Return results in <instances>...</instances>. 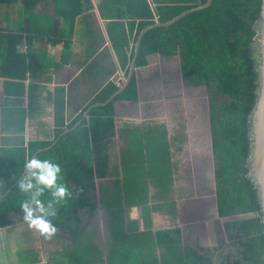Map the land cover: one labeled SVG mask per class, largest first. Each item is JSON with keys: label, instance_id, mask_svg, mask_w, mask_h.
Instances as JSON below:
<instances>
[{"label": "trees", "instance_id": "obj_1", "mask_svg": "<svg viewBox=\"0 0 264 264\" xmlns=\"http://www.w3.org/2000/svg\"><path fill=\"white\" fill-rule=\"evenodd\" d=\"M13 1L17 0H0V4ZM31 2L21 0L25 11L30 9ZM204 3L206 0H190L185 5L158 7V20L168 21ZM260 12L261 0H211L208 7L186 13L170 25L148 29L136 58V68H143L151 56L167 59L179 56L181 79L206 89L220 216L259 213L226 223L230 246L228 253L219 256L221 263H216L214 258L219 249L186 245L182 229L177 225L139 233H129L126 227L128 183L118 178L110 147L114 136V103L139 100L136 74L113 101L93 107L88 118H83L85 111L98 103H106L118 91L114 81L108 83L65 129L55 132L52 140L30 139L26 143L24 137L0 139V250L13 249L9 236L16 220L23 221L19 205L25 198L17 189L16 181L23 174L26 158L38 154L41 159L50 158L61 165L64 181L73 193L66 204L59 206L53 221L58 232L50 239L63 250L55 251L54 259L48 264H264L260 200L255 184L247 176L251 145L248 119L257 98L259 77L255 36ZM152 15L148 7V18L140 22L135 40L143 28L155 22ZM134 46L129 50L130 61ZM22 63L20 69L26 79L30 65L26 61ZM1 69L0 65V76L7 75ZM67 129L72 130L63 134ZM153 148H166L167 154L161 153L159 158L170 159L168 145ZM106 180L108 184L98 182ZM158 182L168 194L169 174L160 177ZM132 189L134 201L139 203V192L133 183ZM48 198L45 193L43 199ZM99 204L105 214V250L95 242L98 227L93 217ZM28 253V264H41L33 249Z\"/></svg>", "mask_w": 264, "mask_h": 264}, {"label": "crops", "instance_id": "obj_2", "mask_svg": "<svg viewBox=\"0 0 264 264\" xmlns=\"http://www.w3.org/2000/svg\"><path fill=\"white\" fill-rule=\"evenodd\" d=\"M31 1L28 11H25L21 0L0 4V65L1 71L7 74L0 76V139L24 137L26 143L30 139H54L55 132L65 129L108 83L115 80L117 74L126 76L132 62L130 45L136 44L137 29L140 22L148 18V7L151 8L152 19L157 21L158 7L185 5L190 0ZM12 49L15 53L10 54ZM157 59L161 56H151L146 67L136 69L139 100L114 103L110 156L118 178L128 183L125 212L129 233L156 232L175 225L181 228L179 199L175 194L176 170L172 161L174 154L182 149L183 134L163 121L165 112L158 106L152 110L157 117L147 118L140 97L141 86L147 80L145 74ZM22 61L30 65L26 79L20 69ZM9 100H12L11 104ZM160 145L169 146L170 159L159 158L161 153L163 156L167 154L166 148H153ZM153 154H157V158H153ZM197 164L198 171L206 163ZM167 174L170 176L168 194L163 189L164 185L158 182ZM132 183L138 189L139 203L134 201ZM210 194L186 199L185 215L195 220L203 204H211L208 200ZM215 195L218 210L217 191ZM172 198L177 206L175 204L173 211L164 212L160 204ZM98 207L104 211L100 204ZM96 224L95 242L105 250V214L104 228L99 226L100 223ZM15 234L11 238L9 236L14 242V253L11 254L21 260L27 259L28 250L33 249L27 243H34L35 238L20 229L19 233L15 229ZM58 249L63 250L51 240L46 251L34 249V254H37L39 263L48 264Z\"/></svg>", "mask_w": 264, "mask_h": 264}, {"label": "rangeland", "instance_id": "obj_3", "mask_svg": "<svg viewBox=\"0 0 264 264\" xmlns=\"http://www.w3.org/2000/svg\"><path fill=\"white\" fill-rule=\"evenodd\" d=\"M147 79L141 86V101L145 108L147 118L154 119L157 113H152L153 107H160L165 112L166 123L170 127L179 129L182 135L181 151L174 154L173 165L175 167V194L179 206V223L184 235V242L196 249L200 247L219 249L214 257L216 263H221V253H228L230 240L226 223L238 218H246L256 215L249 212L229 217H221L218 214L215 194L217 191L216 160L213 149L208 119V96L204 87H194L186 84L180 76V57L167 59L161 57L153 62L145 74ZM153 79H157L153 82ZM151 116V117H149ZM175 131V130H174ZM204 161V167L197 171L199 164ZM186 168L188 170H186ZM108 184L106 181H101ZM211 193L208 199L207 209H203L194 220L185 215L183 207L186 199L193 196H201ZM173 199V200H172ZM166 199L160 204L164 212L173 211L176 201L174 198ZM170 201V202H169ZM177 206V204H176ZM161 210V209H160ZM96 219L99 226H103L104 211L97 208ZM19 233V229L28 236L35 238L34 243H27L35 251H46L49 247V239H45L35 230L30 229L24 221H17L12 225ZM13 236H10V238ZM13 239V238H12ZM11 240V239H10ZM14 243V242H12ZM12 245V244H10ZM9 244H7V247ZM0 264H28L27 259H18L14 250H0Z\"/></svg>", "mask_w": 264, "mask_h": 264}, {"label": "clouds", "instance_id": "obj_4", "mask_svg": "<svg viewBox=\"0 0 264 264\" xmlns=\"http://www.w3.org/2000/svg\"><path fill=\"white\" fill-rule=\"evenodd\" d=\"M23 169L16 181L17 189L25 197L19 205L22 219L30 229L50 239L58 232L53 222L58 216V208L66 204L73 193L64 181L61 165L53 159L31 155L26 158ZM45 193H48V199H43Z\"/></svg>", "mask_w": 264, "mask_h": 264}, {"label": "water", "instance_id": "obj_5", "mask_svg": "<svg viewBox=\"0 0 264 264\" xmlns=\"http://www.w3.org/2000/svg\"><path fill=\"white\" fill-rule=\"evenodd\" d=\"M210 3H211V0H206V3H204L203 5H199L194 8L186 9L185 11L181 12L180 14H178L177 16H175L174 18L168 21L161 22L157 20L153 24H150L146 26L145 28H143L138 35L135 48H134V57L132 59L129 73L126 77L124 84L119 87L118 91L106 103H98L92 106L91 108H89L87 111H85L83 118H88L89 112L93 107L103 106V105L110 103L111 101L114 100V97L118 93L123 92L126 89L133 75L136 74L137 72L136 71L137 69L136 68V58L139 53V47H140L142 37L148 29L154 26L170 25L174 23L175 21H177L178 19H180L181 17H183L186 13H189L194 10L204 9L208 7ZM255 39L257 40V43H258V53L259 54H258L257 71H258L259 77H258V88L256 92L257 98H256L254 107L248 119L251 145H250L249 157L247 160V165H248L247 176L251 178V180L253 181V183L255 184L257 188L258 196L260 200V210H261V215H262V222H263V227H264V0H261V12L259 16ZM79 124L80 122L76 126H78ZM71 130L72 129H67L64 131L63 134H66ZM57 139L54 141V144L56 143ZM218 214L220 215L219 208H218ZM263 258H264V253H263Z\"/></svg>", "mask_w": 264, "mask_h": 264}, {"label": "built area", "instance_id": "obj_6", "mask_svg": "<svg viewBox=\"0 0 264 264\" xmlns=\"http://www.w3.org/2000/svg\"><path fill=\"white\" fill-rule=\"evenodd\" d=\"M133 44H134V43H131V45H130V49L133 47ZM130 49H129V50H130ZM125 80H126V76H125V74H124V73H119V74L116 75V78H115L114 82H115V84H116L117 86L120 87L121 85L124 84Z\"/></svg>", "mask_w": 264, "mask_h": 264}, {"label": "flooded vegetation", "instance_id": "obj_7", "mask_svg": "<svg viewBox=\"0 0 264 264\" xmlns=\"http://www.w3.org/2000/svg\"><path fill=\"white\" fill-rule=\"evenodd\" d=\"M208 204L210 205V203H208V202H205V204H203V206H202V209H201V210H203V209H207V207H208Z\"/></svg>", "mask_w": 264, "mask_h": 264}]
</instances>
